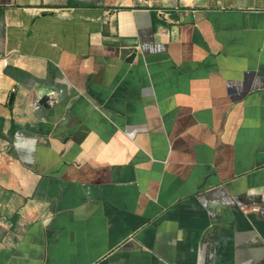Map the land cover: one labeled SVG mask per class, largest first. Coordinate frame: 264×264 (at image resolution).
Returning <instances> with one entry per match:
<instances>
[{
	"label": "crops",
	"instance_id": "crops-1",
	"mask_svg": "<svg viewBox=\"0 0 264 264\" xmlns=\"http://www.w3.org/2000/svg\"><path fill=\"white\" fill-rule=\"evenodd\" d=\"M0 264H264V0H0Z\"/></svg>",
	"mask_w": 264,
	"mask_h": 264
},
{
	"label": "water",
	"instance_id": "water-1",
	"mask_svg": "<svg viewBox=\"0 0 264 264\" xmlns=\"http://www.w3.org/2000/svg\"><path fill=\"white\" fill-rule=\"evenodd\" d=\"M11 102H12V97H11V99H10V104H11Z\"/></svg>",
	"mask_w": 264,
	"mask_h": 264
},
{
	"label": "trees",
	"instance_id": "trees-1",
	"mask_svg": "<svg viewBox=\"0 0 264 264\" xmlns=\"http://www.w3.org/2000/svg\"><path fill=\"white\" fill-rule=\"evenodd\" d=\"M13 132H11V134H12Z\"/></svg>",
	"mask_w": 264,
	"mask_h": 264
}]
</instances>
